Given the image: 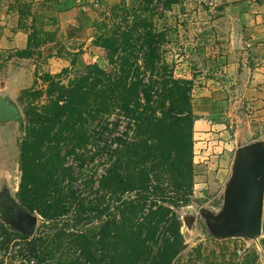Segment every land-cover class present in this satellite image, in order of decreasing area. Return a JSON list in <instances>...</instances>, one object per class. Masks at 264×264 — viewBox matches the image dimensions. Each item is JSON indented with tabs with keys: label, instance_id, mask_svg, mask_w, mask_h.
<instances>
[{
	"label": "trees",
	"instance_id": "16d2710c",
	"mask_svg": "<svg viewBox=\"0 0 264 264\" xmlns=\"http://www.w3.org/2000/svg\"><path fill=\"white\" fill-rule=\"evenodd\" d=\"M154 2L118 5L119 21L97 23L105 30L94 44L109 69L84 64L67 84L45 73V89L23 91L17 206L8 212L38 213L44 227L28 234L0 220V252L11 262L172 264L186 247L176 209L194 187L193 82L163 57ZM175 2L160 0L163 9ZM19 54L29 56L30 46ZM99 150L105 172L84 194L94 178L84 170Z\"/></svg>",
	"mask_w": 264,
	"mask_h": 264
},
{
	"label": "rangeland",
	"instance_id": "374dc122",
	"mask_svg": "<svg viewBox=\"0 0 264 264\" xmlns=\"http://www.w3.org/2000/svg\"><path fill=\"white\" fill-rule=\"evenodd\" d=\"M140 1L0 0V96L14 101L24 117L23 91L45 89V73H59L67 84L84 64L109 69L104 50L94 44L105 29L96 25L105 22L108 28L119 21L118 5L135 9ZM153 6L150 19L165 33L163 57L176 77L193 82L194 187L190 202L176 209L186 247L172 264H264V236H218L210 228L235 162L248 145L264 142V0H177L169 9L157 0ZM27 45L31 54L21 56ZM32 100L41 103L46 97ZM22 134L18 120H0V195L6 191L16 201ZM99 151L84 170L94 177L84 194L105 172L104 151ZM37 215L29 230L34 234L44 227ZM0 257L3 264H15L4 250Z\"/></svg>",
	"mask_w": 264,
	"mask_h": 264
},
{
	"label": "water",
	"instance_id": "95a60500",
	"mask_svg": "<svg viewBox=\"0 0 264 264\" xmlns=\"http://www.w3.org/2000/svg\"><path fill=\"white\" fill-rule=\"evenodd\" d=\"M16 118L22 120L23 116L14 101L0 96V120ZM235 172H238L237 180L228 189ZM2 198L5 203L3 205L0 203V215L5 223L13 229L31 234L29 230L36 224L38 215L29 212L18 213L14 209L10 214L8 209L17 206V202L10 196L5 197V194L0 196V199ZM222 212L224 221L218 229L219 233L226 236H244L242 234H248L245 236L250 237L264 236V142L248 145L243 159L235 162L233 174L225 191L220 213ZM220 213L216 222L210 226L212 233H214L212 226L216 225Z\"/></svg>",
	"mask_w": 264,
	"mask_h": 264
},
{
	"label": "bare ground",
	"instance_id": "6f19581e",
	"mask_svg": "<svg viewBox=\"0 0 264 264\" xmlns=\"http://www.w3.org/2000/svg\"><path fill=\"white\" fill-rule=\"evenodd\" d=\"M236 174V173H235ZM237 177H238V174H237V176H236V179H235V181L237 180ZM233 180V179H232ZM234 182V181H233ZM231 184H233V183H231ZM231 187V186H230ZM216 221V220H215ZM223 221H224V213L222 212V213H220V216H219V219L217 220V223H216V225H214V226H212V230H213V232L215 233V234H217V235H225V234H222V233H219L218 231H220V230H218L219 229V227H220V225H221V223H223Z\"/></svg>",
	"mask_w": 264,
	"mask_h": 264
},
{
	"label": "flooded vegetation",
	"instance_id": "af4514ba",
	"mask_svg": "<svg viewBox=\"0 0 264 264\" xmlns=\"http://www.w3.org/2000/svg\"><path fill=\"white\" fill-rule=\"evenodd\" d=\"M3 194H5V197H8L9 195H8V193L5 191V192H3L1 195H3ZM0 195V196H1ZM3 200V198L2 199H0V203L3 205L5 202L4 201H2ZM10 214H11V212H10Z\"/></svg>",
	"mask_w": 264,
	"mask_h": 264
},
{
	"label": "crops",
	"instance_id": "0c3cea01",
	"mask_svg": "<svg viewBox=\"0 0 264 264\" xmlns=\"http://www.w3.org/2000/svg\"><path fill=\"white\" fill-rule=\"evenodd\" d=\"M252 151H253V149L250 151V153H251ZM250 153H249V154H250Z\"/></svg>",
	"mask_w": 264,
	"mask_h": 264
}]
</instances>
